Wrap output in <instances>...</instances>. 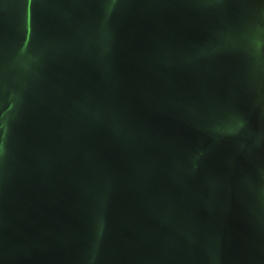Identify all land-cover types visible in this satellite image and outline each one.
I'll return each instance as SVG.
<instances>
[{"label":"water","instance_id":"water-1","mask_svg":"<svg viewBox=\"0 0 264 264\" xmlns=\"http://www.w3.org/2000/svg\"><path fill=\"white\" fill-rule=\"evenodd\" d=\"M0 264H264V0H0Z\"/></svg>","mask_w":264,"mask_h":264}]
</instances>
